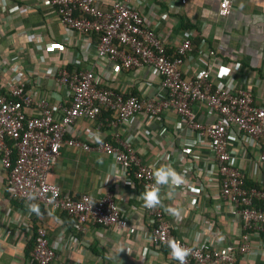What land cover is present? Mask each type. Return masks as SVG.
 <instances>
[{"label":"built area","instance_id":"built-area-1","mask_svg":"<svg viewBox=\"0 0 264 264\" xmlns=\"http://www.w3.org/2000/svg\"><path fill=\"white\" fill-rule=\"evenodd\" d=\"M138 1L113 0L104 10L97 0H47L55 8L60 22L91 45L97 58H107L126 70L147 67L153 71L159 83L150 96H124L113 87L101 86L94 72L69 69L66 65L55 70L48 67L44 76H37L33 86L28 88L18 79L17 61L12 57L0 58V169L6 174L3 185L7 196L18 201L41 203L55 212H65L74 218L72 226L81 234L89 223L136 234L138 230L120 211L111 192L93 199L88 194L74 195L62 190L48 179L64 145L104 153L130 176L132 185L141 187L137 196L148 221L144 236L150 238L155 249H166L167 264H180L170 255L169 240L188 250L185 264H237V256H246L252 249L251 234L262 235L264 245V184L246 185V173L237 165L238 154L246 153L248 146L255 151L253 162L264 163V99L257 104L248 89L214 85L211 81L214 73L218 78H225L231 70L221 64L213 65V60L219 59L215 49L201 51L208 66L199 68L193 75H186L181 65L194 49L191 34L185 32L171 45L162 41L151 28L150 19L134 5ZM230 11L231 1L222 0L218 15L224 17ZM23 12L22 5L13 3L1 21L22 16ZM28 31L20 28L15 35L24 38ZM37 47L43 50L42 44ZM219 49L221 51L223 47ZM235 67H239V63ZM46 75L51 76L54 88L70 92L68 105L56 107L50 103L48 88L43 87ZM102 75L106 81L112 79L107 72ZM200 108L204 109V118L200 117ZM169 110L181 116L179 129L184 127L186 131L178 151L179 159H185L180 169L183 183L179 190L190 201H195L192 197L200 187L193 160L187 156L191 154L188 146L203 142L207 155L201 158L219 179L217 201L229 206L230 215L241 225L239 241L221 245L220 236L210 234L198 221L192 225L198 236L191 241L174 234L175 226L165 220L161 206L151 209L144 206L141 194L146 187L155 184L153 173L156 168L136 153L132 147L134 135L122 138L119 129L126 130L131 119L139 114L148 116L151 122H161ZM103 111L111 112L112 116L107 115L104 121L96 123ZM205 118L211 120L205 121ZM80 119L95 123L93 128L85 131L87 141L74 135L67 136L68 128ZM104 125L114 129L115 143L98 136ZM136 136L150 140L141 129L137 130ZM236 144L242 147L240 152H237ZM158 159L164 165L176 162L169 149L162 150ZM131 170L134 171L132 175ZM32 197L34 199H30ZM205 225L210 229V220ZM34 236L31 262L51 264L57 260L58 244L49 240L46 227L39 225ZM58 264L79 262L60 260Z\"/></svg>","mask_w":264,"mask_h":264},{"label":"crops","instance_id":"crops-1","mask_svg":"<svg viewBox=\"0 0 264 264\" xmlns=\"http://www.w3.org/2000/svg\"><path fill=\"white\" fill-rule=\"evenodd\" d=\"M97 1L105 10L113 0ZM221 1L140 0L134 5L150 19L151 28L162 41L171 45L178 42L185 32L191 34L194 49L181 65L186 75H193L199 68L208 66L201 51L215 49L219 59L213 60V65L221 64L231 70L225 78H218L214 73L211 77L214 85L248 89L254 102L259 104L264 99V0H230L231 11L224 17L218 15ZM13 3L22 5L23 15L1 21ZM20 28L29 30L26 37L15 35ZM38 44H42L43 50L38 49ZM220 47L223 50L218 51ZM11 57L19 65L18 79L28 88L33 86L37 76H44L48 67L55 70L61 65L92 71L98 76L101 86L113 87L123 95L150 96L159 83L158 76L147 67L126 70L107 58H97L91 45L60 22L55 8L47 0H0V58ZM236 63L239 67H235ZM213 68L216 69L215 66ZM105 72L112 79L106 81L102 75ZM43 79V87L48 88L47 95L53 106L70 103L69 91L54 88L49 75ZM204 114V109L200 108V117L204 118ZM105 117L103 114L96 123L104 121ZM181 120L173 110L167 111L161 122H151L148 116L139 114L131 119L126 130L119 129V133L122 138L133 134L132 147L156 169L164 165L158 159L159 154L169 149L176 162L167 165L180 174L185 159H179L178 151L186 137L184 127L179 129ZM209 120L211 118H205V121ZM94 124L80 119L68 128L67 136L74 135L87 141L85 131L93 128ZM139 129L144 130L150 140L138 138L136 132ZM113 132V128L104 125L98 136L100 139H113ZM188 149L191 154L187 156L193 160L200 190L192 197L195 199L192 202L179 190L180 185L160 186V206L165 211V220L175 226V235L191 241L198 236L192 226L196 221L201 222V227L207 228L210 234L219 235L221 245L239 241L241 225L230 215L231 208L217 201L219 179L215 171L207 169L201 158L207 155L206 146L198 141ZM245 149L246 153L238 154L237 165L245 171L250 184H264V163L255 164L252 160L255 151L249 146ZM236 150L240 152L242 147L236 144ZM5 175L0 169V264H32L31 257H26L25 252L39 225L45 226L49 240L58 244L57 260L51 264H58L60 260L79 264H167L166 251L155 249L150 238L144 236L148 221L137 196L141 187L131 184L130 176L123 173L112 157L64 145L48 179L62 190L74 195L88 194L93 199L111 192L120 211L138 230L136 234L92 223L81 234L74 230L69 217L51 208L41 207L39 215L30 212L29 202L8 198L3 185ZM169 208L178 210L180 215L174 217L167 211ZM209 220L210 229L205 225ZM251 235L252 249L246 256H237V264H264L262 235Z\"/></svg>","mask_w":264,"mask_h":264},{"label":"clouds","instance_id":"clouds-1","mask_svg":"<svg viewBox=\"0 0 264 264\" xmlns=\"http://www.w3.org/2000/svg\"><path fill=\"white\" fill-rule=\"evenodd\" d=\"M153 178L155 184L152 186L146 187L145 191L141 194V198L144 202L146 208H155L161 205L160 199V186H177L183 183V176L177 173L171 166L161 165L158 167L154 173ZM34 199V197L30 198ZM30 212H35L39 215V208L35 204L28 205ZM167 211L172 214L174 217L180 215L179 211L174 208H169ZM168 247L171 249L170 255L178 260L180 264H185L186 257L188 256V250L181 247L177 242L169 240L167 242Z\"/></svg>","mask_w":264,"mask_h":264},{"label":"trees","instance_id":"trees-1","mask_svg":"<svg viewBox=\"0 0 264 264\" xmlns=\"http://www.w3.org/2000/svg\"><path fill=\"white\" fill-rule=\"evenodd\" d=\"M132 94V93H131ZM124 96H127L126 94H124ZM111 115V112H106V111H103V113H102V115ZM112 143H115L114 142V140L113 139H109ZM133 170H131V175L133 174ZM246 185H252V184H250V181L249 180H247L246 179ZM256 185H258V184H256ZM12 200H14V201H16V202H24V201H22V200H20V201H18V200H16V199H12ZM29 204H35V205H37L38 206V208L40 209L41 207H43V205L41 204V203H34L33 201H31V202H29ZM35 213V212H34ZM59 213V212H58ZM36 214V213H35ZM62 215H64L65 217H69L70 219H71V223H72V225H73V222H74V218L73 217H71V216H69V215H67L65 212H62L61 213ZM70 222V221H69ZM70 223V224H71ZM69 224V223H68ZM35 235V234H34ZM33 235V238L30 240V242L27 244V249H26V252H25V255H26V257H30V252L32 251V249H34V247H35V236ZM166 250V249H165ZM166 253H167V251H166ZM32 264H34V263H32Z\"/></svg>","mask_w":264,"mask_h":264}]
</instances>
